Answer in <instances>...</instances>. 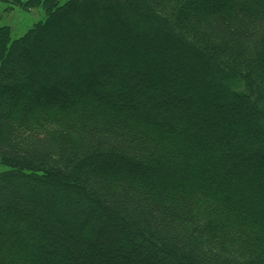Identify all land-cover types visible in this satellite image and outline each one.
Here are the masks:
<instances>
[{
	"label": "trees",
	"instance_id": "obj_1",
	"mask_svg": "<svg viewBox=\"0 0 264 264\" xmlns=\"http://www.w3.org/2000/svg\"><path fill=\"white\" fill-rule=\"evenodd\" d=\"M5 1L0 264H264V0Z\"/></svg>",
	"mask_w": 264,
	"mask_h": 264
},
{
	"label": "rangeland",
	"instance_id": "obj_2",
	"mask_svg": "<svg viewBox=\"0 0 264 264\" xmlns=\"http://www.w3.org/2000/svg\"><path fill=\"white\" fill-rule=\"evenodd\" d=\"M60 2H63L64 0H59ZM11 2L0 0V25L7 24L10 26L11 29V36L16 37L18 35H21L26 31L28 27L32 25V23L38 19H41L45 16L43 10L40 7H33L30 9H24L21 6L14 5L13 7L10 6ZM60 32V30H59ZM57 30V33H59ZM59 35V34H58ZM44 44V43H43ZM47 44L43 45V51L46 53H50V51L47 49ZM63 54H59V56H62ZM64 57V56H63ZM53 58L56 61H59L58 56L53 54ZM48 74H51L50 72H47ZM168 80V79H167ZM189 81H193L196 84L198 83L197 80L188 78ZM170 81V80H169ZM3 166H0V169H2Z\"/></svg>",
	"mask_w": 264,
	"mask_h": 264
}]
</instances>
